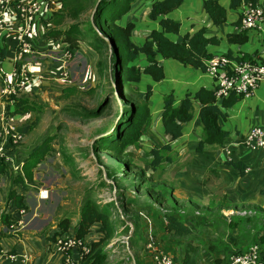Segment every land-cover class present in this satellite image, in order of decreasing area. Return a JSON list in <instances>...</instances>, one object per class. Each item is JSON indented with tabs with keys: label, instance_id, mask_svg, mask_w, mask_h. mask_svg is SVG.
<instances>
[{
	"label": "trees",
	"instance_id": "obj_1",
	"mask_svg": "<svg viewBox=\"0 0 264 264\" xmlns=\"http://www.w3.org/2000/svg\"><path fill=\"white\" fill-rule=\"evenodd\" d=\"M57 1L59 4L61 3L60 7L55 11L48 12V17L44 21L45 39L59 40L60 43L66 44V47L72 53L80 48L81 43H86L91 50L99 55L95 62L97 74L102 76L107 73L111 82L114 83L117 95L121 100L119 120L114 125L112 133L96 138L91 143L90 151L99 165H102L100 153L107 151L112 157L123 162L125 168H130L134 166L130 159L134 157V152L127 150V148L129 146L137 147L139 139L150 127L148 105L146 101H142L137 97L138 90L134 83L139 82L143 74L150 76L157 82L164 78V71L159 63V57L174 59L205 72L206 61L213 56L207 51V46L208 44H216L218 40L215 37H206L205 27H201L193 34L187 33L183 35L180 41L173 40L170 37L171 34L179 33L181 23L169 17L168 14L178 8L183 0H152L147 16L150 20L158 22L159 29H152L140 45L134 43L131 39L134 23L128 22L125 25L119 23V19L129 11L136 0ZM71 2H74V4H71ZM242 2H250L255 5L257 0H230L229 8L237 9ZM86 4L93 7L92 14L87 22L84 24L72 22L78 19ZM203 7L214 25H220L225 21L227 10L218 0H205ZM67 17L72 21L61 28L60 24ZM240 23L239 18L236 24L240 26ZM48 24L55 25L51 26ZM227 40L230 43L246 42V30L241 29L238 33L228 34ZM2 53L3 51L0 49V54L3 56ZM141 54L147 60V64L143 68L133 64V61ZM148 95L149 92H147L146 97ZM242 97V95L232 93L227 97L217 98L215 88L208 89L205 87H200L194 94H185L184 97L179 99L178 104H175V98L172 94L165 95L163 97L161 115L164 131L171 136L172 140L179 138L182 135V124L190 121L193 117V101L198 100L202 104L199 111L202 134L194 151L203 153L207 146L224 147L225 139L229 133L219 124V119L225 116L222 108L232 106ZM14 100L17 101L16 112H27L35 108L33 104H27L23 100L16 98ZM106 101L107 99L104 102H100L98 107L94 109L81 107L77 113L84 120L98 118L103 115L108 106ZM49 139L31 148L35 149L41 146L43 148V156L34 162L38 160L42 162L47 155V149L44 145ZM170 151V144L153 146L147 152L144 164L152 172L157 171L164 163H169L173 160ZM30 157L31 152H28V157L25 158L23 166H25ZM225 164L235 168L240 175L244 174L247 167L241 160L226 161ZM34 168V165H32L31 171ZM140 171V174L144 175V168L140 167ZM0 178H3L10 186L6 194V208L29 209L25 196L28 186L24 182V177L21 174L11 172L8 164L2 159H0ZM14 186L19 187L21 191H17ZM166 190L165 186H162L160 190H155L152 187L145 188L147 196L159 204L168 203L169 199L170 201H177L170 191ZM213 207L215 209H208L205 212H213L222 207L231 208L235 207V205L226 200L221 203L211 201L208 208ZM112 208L113 210L116 209L112 202L99 205L94 199L86 197L80 205L79 216L73 227L67 218L58 219L55 234H68L69 228H72V233L77 238L84 239L93 231L98 234L97 238L91 241L89 252L83 255L76 264H100L102 246L114 234L113 226L110 224V218L113 214ZM253 208L257 209L261 214L264 212L261 207L255 206ZM234 216L227 222L225 220L222 221L224 224L223 228L226 230L223 233V238H216V234L201 233L206 240L204 251H200V245L198 247L192 244V240L187 241L182 250L183 264H197V259L201 256L205 261H208L207 263L216 264L231 253L244 251L247 247L244 248L246 245L243 242L250 235L247 234L248 232L241 233L240 229L245 228V224L252 226L256 222L260 223V229L257 233L252 234V244L259 243L262 248V260L264 262L263 217L256 218L252 215ZM166 217V231L173 232L174 235L179 237L192 233V228L189 224L194 222L193 218L189 219V223H183L174 214H166ZM2 221L10 224V221L13 222L15 220L10 215L3 214ZM202 223L204 221L199 219V224ZM223 239L225 242L222 241ZM223 245L226 246L222 247ZM198 253L201 256H198ZM172 258L174 262V257ZM150 260L151 264H153L151 258Z\"/></svg>",
	"mask_w": 264,
	"mask_h": 264
},
{
	"label": "rangeland",
	"instance_id": "obj_2",
	"mask_svg": "<svg viewBox=\"0 0 264 264\" xmlns=\"http://www.w3.org/2000/svg\"><path fill=\"white\" fill-rule=\"evenodd\" d=\"M58 6L60 7V4ZM237 9L241 11V5ZM92 11V5L86 4L78 19L72 21L67 17L60 27L67 26L71 21L84 24L90 18ZM171 35L170 37H172ZM88 47L86 43H81L79 51L76 50L78 52L76 54L77 62L75 65L73 64L72 68L73 79L79 86L76 93L68 98H61L55 96L53 92L52 100L48 102L43 98V107L38 108L42 115L38 114L36 117L40 120L42 118V121L32 131L31 141L36 143L42 136L43 141L50 138L44 145L47 155L42 162L41 160L34 162L43 156L42 146L31 149V144L27 143L26 151H23L26 157H28V152H31V157L22 168L23 177L31 184L26 190V201L30 210L26 213L25 218L33 214L38 216V219L35 217L33 222L36 227V238L42 236L43 228L57 225L58 219L67 218L73 227L77 222L81 203L86 197H90L99 205L112 202L116 208L114 210L112 208L113 214L110 218L114 234L102 246L100 264H151L148 243H152L155 249L165 251L174 257V264H183L184 244L192 240V244L198 247L200 245V251H204L206 240L201 233L216 234V238H223V233L226 232L223 228V220L227 222L231 217H235L234 215L243 216V211L247 212L244 215L263 217L264 219V212L261 214L257 209L255 210L253 204L235 205L234 208H237V211L242 214H235L225 207L213 212H205L208 209H215V207L208 208L209 204H206L208 198L200 203L196 198H193L194 200L176 198L175 196L179 195L177 191L179 184L175 167H166V170L158 168L157 171L151 172L144 164L146 156L140 152L134 151V157L130 158L134 166L130 168H125L123 162L112 157L107 151L100 153L102 165L97 164L90 151L91 143L99 136L112 133L114 125L119 120L121 100L107 73L102 76L97 74L95 62L99 55ZM92 52L95 53V58L91 55ZM56 54L60 55L61 53L56 52ZM257 58L264 62L261 58ZM90 64L91 69L97 75L95 84L93 82L90 84L87 81V70L90 68ZM43 94H45L44 89ZM105 99H107L108 106L102 116L84 120L77 113L81 107L94 109ZM20 146L22 145H19V148ZM181 156L176 169L179 165L183 169V166L191 160L192 155L185 152ZM32 165L35 167L34 172L31 171ZM140 167L144 168V175L140 174ZM206 178L205 182L212 190L210 197H213L215 203L227 201L223 190H219L215 185L220 181L218 175L209 173ZM4 185L1 180L2 199L7 194V186ZM39 186L49 190L48 198L43 200L37 198L36 191ZM162 186H165L166 191H170L173 197L179 201L175 200L174 202L169 199L168 203L159 204L147 196L145 188L152 187L155 190H160ZM244 207L246 210H243ZM166 214H174L183 223H189V219L193 218L194 222L189 224L192 233L179 237L173 232L166 231ZM199 219L204 223L199 224ZM3 224L6 227L9 225L5 222ZM259 224L258 222L252 226L245 224V228L240 229L241 233L248 232L247 234L251 236L248 239L245 238L243 243L246 246L244 248L252 244V234L259 231ZM39 226L40 228H38ZM5 232L6 230H2L1 236L6 235ZM93 234L98 235L94 231ZM222 241L225 242L224 239ZM224 246L226 245L222 247ZM199 253L198 256H201ZM207 262L202 256L197 259V264Z\"/></svg>",
	"mask_w": 264,
	"mask_h": 264
},
{
	"label": "crops",
	"instance_id": "obj_3",
	"mask_svg": "<svg viewBox=\"0 0 264 264\" xmlns=\"http://www.w3.org/2000/svg\"><path fill=\"white\" fill-rule=\"evenodd\" d=\"M42 1L44 3L47 1L50 5L51 0ZM204 1L183 0L178 8L168 14L169 17L181 23L179 33L171 35L173 40L180 41L183 35L187 33L193 34L201 27H205V36L215 37L218 40L216 44H208L207 46V51L212 55H255L264 60V31L250 29L246 31V42L230 43L227 40L228 34L241 31L239 25L236 24L240 18V9H229L230 0H218L223 7H226L227 15L222 24L214 25L204 11ZM151 3L152 0H136L129 11L119 19V23L122 25L128 22L134 23L131 39L138 45L143 43L145 37L152 29H159L158 22L150 20L147 16ZM244 4L242 2L241 7ZM257 5L264 8V0H257ZM56 8L58 9L59 6ZM48 12L47 9H44L43 15L30 23L28 28L26 27L28 37L35 45L36 55L33 58L41 54L39 49L45 54V58L41 63L42 77L36 78L15 97L36 107L31 111L16 112L17 101L15 100L5 101L0 105V111H9L15 114L16 128L22 134L20 145L23 148L22 146L17 148V150L20 149V153L26 151L27 143L31 144L32 148L43 141V136L40 138L41 141L40 139L36 143H33V140L31 141L32 131L42 121V118L40 120L36 116L38 114L42 115L38 108L43 107V98L45 101L50 102L53 92L55 96L68 98L79 89L72 76V68L73 64L75 65V62H77L76 54L78 52L73 51L69 59L62 61L59 59L60 55L56 54L59 50V44L56 42L53 45L49 43L48 39L45 40L44 21L48 17ZM48 25L54 26L55 24ZM16 29L22 30L24 25L15 24L11 31L6 33L2 42L3 60L1 67L3 71H8L12 68V58L18 41ZM55 49L57 51H54ZM93 52L91 55L95 58V53ZM159 63L164 71V78L161 81H154L150 76L143 74L139 82L134 83L138 90L137 97L142 101H146L148 105L150 127L139 139L138 146H129L127 150L135 151L136 153L140 152V154L146 156L153 146L170 144V155L173 160L169 163H164L160 168H165L166 170V167H175L174 170L177 171L175 174L178 176L179 184V188L177 187L179 195H176V198L182 197L190 200L196 198L199 203L208 198L206 204L211 203V201L215 202L212 199L213 197H210L212 190L205 182L209 173H213L218 175L220 180L215 183L216 187L219 190H223L227 201L231 204H238V206L239 204H253L264 209V151L251 150L244 143V137L252 126L264 127V79L260 81L250 96L240 98L228 108H222L225 116L219 119V124L229 133L225 139V146H207L203 153H197L194 149L202 134L199 122V111L202 104L198 100L193 101L192 119L182 124V135L172 140L171 136L165 133L162 124L163 96L172 94L175 98V104H178L179 99L184 97L185 94H194L200 87L213 89V79L206 72L174 59L159 57ZM133 64L143 68L147 64V60L141 54L133 61ZM96 80L97 75L91 69L90 64V68L87 70V81L90 84L92 82L95 84ZM43 89L45 94H43ZM147 92H149L148 97H146ZM228 149L230 154H226ZM185 152H189L192 155L191 160L183 166V169L180 168V165L176 169L177 163L182 157L181 154ZM231 160H241L247 165L243 175H240L232 166L225 164L226 161ZM177 200L179 201V199ZM228 209L235 214H242L237 211V208L231 207ZM243 210H246V207ZM244 214H247V212L243 211ZM35 217L38 219V216L34 214L26 218V220L30 221L26 228H34ZM91 235L92 237L93 235H95L94 237L97 236L92 232L88 236ZM48 242V238L44 235L36 238L35 235L24 232L21 235H6L1 239L0 243L4 248L18 254L16 259L8 261L7 264H61L62 255L53 252L49 248ZM22 254L27 255L25 261L20 260V255Z\"/></svg>",
	"mask_w": 264,
	"mask_h": 264
},
{
	"label": "built area",
	"instance_id": "obj_4",
	"mask_svg": "<svg viewBox=\"0 0 264 264\" xmlns=\"http://www.w3.org/2000/svg\"><path fill=\"white\" fill-rule=\"evenodd\" d=\"M58 4L57 0H51L50 5L47 1L44 3L42 0H0V49H2V42L6 33L10 32L15 24L24 25V29H16L18 41L10 70H2L3 56L0 54V105L5 101L14 100L32 81L42 77L41 63L45 54L39 49L41 54L33 58L36 55L35 45L28 37L26 27L28 28L30 23L42 16L44 9L49 12L54 11ZM240 22L239 28L242 30L264 31V8L257 3L255 5L250 2L245 3L240 11ZM48 40L50 44L54 45L56 42L59 44L60 60L64 61L72 56V52L68 50L66 44L60 43L59 40ZM249 56L221 54L213 55L206 61L205 72L213 79L217 98L227 97L232 93L243 97L250 96L260 81L264 79V62L258 60L255 55ZM21 140L22 134L16 128L15 114L9 111H0V159L8 164L11 172L23 176L22 168L26 155L17 150ZM244 143L251 150L264 151V127L252 126L244 137ZM226 154H230L229 149L226 150ZM1 180L5 184L4 186H7V193L10 188L9 183L4 182L3 178H0ZM24 182L27 186L31 185L25 178ZM14 188L21 191L17 186ZM48 195L49 190L47 188L38 187L36 191L38 199H46ZM25 196L27 197L26 192ZM29 210L25 208L7 209L6 197L2 199L0 193V242L6 235H21L24 232L30 235L36 234V227L32 228L33 231L30 230L31 228H26L30 222L25 218ZM3 214H8L15 220L8 227L3 224ZM56 229V225H51L41 231L42 235L48 238L49 248L62 255L61 264H76L83 255L89 252L91 241L96 239L92 235L84 237V239L77 238L72 233V228H69L68 234H55ZM2 230H6V235L1 236ZM147 248L150 249L153 264H174L170 254L155 249L152 243H148ZM17 257V253L4 248L0 243V264H7L8 261ZM26 257V254H22L20 260L25 261ZM216 264H264L262 248L257 243L251 244L244 251L231 253Z\"/></svg>",
	"mask_w": 264,
	"mask_h": 264
},
{
	"label": "water",
	"instance_id": "obj_5",
	"mask_svg": "<svg viewBox=\"0 0 264 264\" xmlns=\"http://www.w3.org/2000/svg\"><path fill=\"white\" fill-rule=\"evenodd\" d=\"M103 102V101H102Z\"/></svg>",
	"mask_w": 264,
	"mask_h": 264
}]
</instances>
